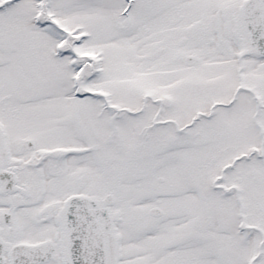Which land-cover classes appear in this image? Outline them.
<instances>
[{"label": "snow or ice", "instance_id": "obj_1", "mask_svg": "<svg viewBox=\"0 0 264 264\" xmlns=\"http://www.w3.org/2000/svg\"><path fill=\"white\" fill-rule=\"evenodd\" d=\"M0 264H264V0H0Z\"/></svg>", "mask_w": 264, "mask_h": 264}]
</instances>
